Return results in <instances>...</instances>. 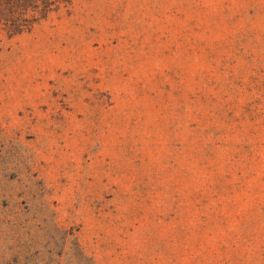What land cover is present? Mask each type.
Masks as SVG:
<instances>
[{"label":"rangeland","instance_id":"obj_1","mask_svg":"<svg viewBox=\"0 0 264 264\" xmlns=\"http://www.w3.org/2000/svg\"><path fill=\"white\" fill-rule=\"evenodd\" d=\"M0 264H264V0L0 24Z\"/></svg>","mask_w":264,"mask_h":264},{"label":"trees","instance_id":"obj_2","mask_svg":"<svg viewBox=\"0 0 264 264\" xmlns=\"http://www.w3.org/2000/svg\"><path fill=\"white\" fill-rule=\"evenodd\" d=\"M71 0H0V24L11 33L32 26L37 19Z\"/></svg>","mask_w":264,"mask_h":264}]
</instances>
